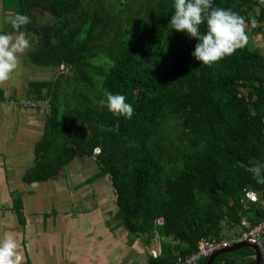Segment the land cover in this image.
Here are the masks:
<instances>
[{
  "label": "trees",
  "instance_id": "1",
  "mask_svg": "<svg viewBox=\"0 0 264 264\" xmlns=\"http://www.w3.org/2000/svg\"><path fill=\"white\" fill-rule=\"evenodd\" d=\"M105 1L17 0L20 13L39 9L54 18L35 27L34 63L69 66L73 81L66 84L84 91L90 82L92 94L85 107L67 103L65 110L57 95L41 96L51 114L26 178H60L77 156H95L111 176L117 217L131 238H170L176 244L162 241L154 263L173 264L176 250L195 252L203 238L231 239L225 231L246 217L253 225L264 219V207L245 194L264 191L249 171L264 161V50L245 42L204 65L191 55L196 38L170 29L171 0H109L108 11ZM257 3L213 0L249 24L264 21V7L259 15L248 11ZM107 92L125 95L131 119L107 109ZM255 263V250L246 246L213 264Z\"/></svg>",
  "mask_w": 264,
  "mask_h": 264
},
{
  "label": "crops",
  "instance_id": "2",
  "mask_svg": "<svg viewBox=\"0 0 264 264\" xmlns=\"http://www.w3.org/2000/svg\"><path fill=\"white\" fill-rule=\"evenodd\" d=\"M257 1L249 7L250 14L261 13L264 0ZM18 5L17 0H0V31L15 35L10 19L20 13ZM31 12L30 23L22 29L31 46L19 55L18 69L0 82V238L14 234L19 264H155L151 254L162 253V241L176 243L159 236L131 238L117 217L119 205L111 176L103 174L95 156H77L67 163L60 178L27 181L37 164L36 149L44 139L51 109L49 99L34 108L25 107L22 101L42 100V95L51 92L59 99L64 96L69 104L71 86L66 83L73 81L70 75L74 74L65 64L34 63L32 54L40 40L35 30L37 15L43 19L41 24L53 23L54 18L39 9ZM245 24L246 43L264 50V21ZM250 190L259 196L256 203L264 207V191ZM238 231L240 227L227 229L225 234L237 235Z\"/></svg>",
  "mask_w": 264,
  "mask_h": 264
},
{
  "label": "clouds",
  "instance_id": "3",
  "mask_svg": "<svg viewBox=\"0 0 264 264\" xmlns=\"http://www.w3.org/2000/svg\"><path fill=\"white\" fill-rule=\"evenodd\" d=\"M174 9L169 21L170 29L184 31L197 43L191 55L204 65L211 66L225 56L231 55L247 40L245 20L230 8L214 6L213 0H171ZM30 23V17L17 13L10 19L15 33L0 31V82L7 81L19 67V55L28 49L29 39L22 30ZM205 30L201 31V25ZM116 117L131 119L134 109L120 93H106L102 101ZM119 123L117 121L116 127ZM249 171L254 177L264 180V161L252 164ZM157 257L160 255L158 253ZM17 241L14 234L8 233L0 238V264H19Z\"/></svg>",
  "mask_w": 264,
  "mask_h": 264
},
{
  "label": "built area",
  "instance_id": "4",
  "mask_svg": "<svg viewBox=\"0 0 264 264\" xmlns=\"http://www.w3.org/2000/svg\"><path fill=\"white\" fill-rule=\"evenodd\" d=\"M22 104L28 108L42 106L43 102L36 99H25ZM100 148L95 149V153H100ZM246 197L251 201H259V196L253 190L247 189L245 191ZM241 231L238 235L233 236L231 239L223 238L220 240L203 238L200 241L199 248L195 252L182 255L180 252L175 254L173 264H199L200 260L209 257L213 252L220 248L230 246L237 241H250L258 244L264 257V219L256 224H251L247 219H243L240 224ZM152 254L157 256L158 253L153 251Z\"/></svg>",
  "mask_w": 264,
  "mask_h": 264
},
{
  "label": "rangeland",
  "instance_id": "5",
  "mask_svg": "<svg viewBox=\"0 0 264 264\" xmlns=\"http://www.w3.org/2000/svg\"><path fill=\"white\" fill-rule=\"evenodd\" d=\"M115 1L125 2V0H115ZM103 4L104 5L102 7L107 9V11L110 9V7H112L109 4V0L105 1ZM42 20L43 19L41 18V16L37 17V19H36L37 24L42 25L41 24ZM58 71H60V70H58ZM69 72L71 73L73 71L70 69ZM89 83L81 85V86H86V88H85L86 90H84V91L81 90V93H79V94H76L75 88H74L75 86H76V88H79V87H77V86H80L79 84H77V85H75V84L68 85V86H71L70 87V92H71V97H72L70 102H69V106L68 107H71V108L73 106H83V107H85L87 104H89L90 98H87V99L84 98V95L86 96V94L89 92V89H90V92H91V88L89 87ZM88 94L92 95L91 93H88ZM60 102H61V104H60L61 108L60 109L61 110H65V108H67L66 105H68V104L64 101V96H63V98L60 97ZM237 233H240V231H238ZM235 235L236 234H234L232 236H235Z\"/></svg>",
  "mask_w": 264,
  "mask_h": 264
},
{
  "label": "water",
  "instance_id": "6",
  "mask_svg": "<svg viewBox=\"0 0 264 264\" xmlns=\"http://www.w3.org/2000/svg\"><path fill=\"white\" fill-rule=\"evenodd\" d=\"M243 246H248L251 247L255 250V260L256 263L255 264H261L263 261V253L260 249V247L258 246V244H255L253 242L244 240V241H237L234 244H231L230 246L224 247V248H220L218 250H216L215 252H213V254H211L208 257L207 263L206 264H213L215 259L224 253H228V252H234L236 250H239L241 247Z\"/></svg>",
  "mask_w": 264,
  "mask_h": 264
}]
</instances>
